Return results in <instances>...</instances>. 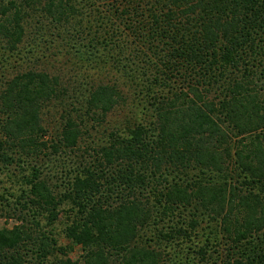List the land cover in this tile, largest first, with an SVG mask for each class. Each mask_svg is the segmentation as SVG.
I'll return each instance as SVG.
<instances>
[{
    "label": "trees",
    "instance_id": "1",
    "mask_svg": "<svg viewBox=\"0 0 264 264\" xmlns=\"http://www.w3.org/2000/svg\"><path fill=\"white\" fill-rule=\"evenodd\" d=\"M42 45L108 81L70 89ZM6 211L0 264H264V0H0Z\"/></svg>",
    "mask_w": 264,
    "mask_h": 264
},
{
    "label": "rangeland",
    "instance_id": "2",
    "mask_svg": "<svg viewBox=\"0 0 264 264\" xmlns=\"http://www.w3.org/2000/svg\"><path fill=\"white\" fill-rule=\"evenodd\" d=\"M32 27V26H28ZM32 29L27 28L28 31V37L25 39L24 46H22V49L25 51L30 48V44L32 43ZM42 51L40 53H37L38 57H41L42 54H44V57H49L46 59L41 60L39 63H34V64H42V68L44 70H47L48 73L52 75H59L62 81L64 82V85L66 84L70 89H77V88H83L86 86L87 83L95 82L97 83L99 80L102 81H108V75H106V69H103L101 71L99 70H88L84 72V69L81 70L80 65L77 62H72L68 63L69 58L67 57H62L60 53H57L56 50H53V52H46L45 51V46L42 45L41 48ZM43 52V53H42ZM24 66V65H23ZM84 68V67H83ZM113 82V81H111ZM120 83V82H119ZM79 84H82L78 86ZM126 111V109H124ZM131 112H137L138 110H130ZM138 113V112H137ZM123 115L124 113L121 114V116H110L108 117L110 124L113 126V124H120V122L123 121ZM55 118H52V122H54ZM57 123L53 124L51 130H49V135L54 137L55 132H57ZM106 132V133H104ZM108 131L102 127L100 133H95L92 132L88 136H85V141L80 142L78 145L77 149L74 151H63L58 154V159H53L54 165L52 166V170L49 171L50 167H46L45 173L49 176H51L53 180V184H55V189L56 192H60L63 189L64 181L63 178L66 181V176H60L57 175V172L59 170H63V168L68 172V175H72L73 172L76 170H79L82 164L84 163H89L91 161V156H93V151L95 150V146L90 144L92 139H105ZM95 142V141H94ZM51 172V173H50ZM3 204V203H1ZM9 211V210H7ZM5 212L2 217L0 218V227H7L11 228L14 224L17 223L16 215H13L11 212ZM21 217V216H19ZM27 218V217H26ZM218 225V224H217ZM215 226V225H213ZM216 229L219 231V225L217 228H212ZM57 231L59 232L60 229L57 227ZM211 229L205 227V230L202 233V236L206 237H214L211 235ZM217 238L220 240L221 236L217 235ZM61 243L64 245H71L69 242H67L64 239H61ZM81 254L80 248L78 246L74 247L73 253H70L69 256L72 259H77L78 256Z\"/></svg>",
    "mask_w": 264,
    "mask_h": 264
}]
</instances>
